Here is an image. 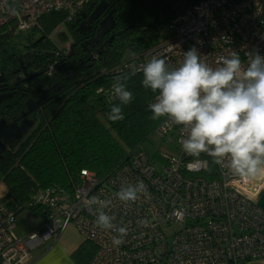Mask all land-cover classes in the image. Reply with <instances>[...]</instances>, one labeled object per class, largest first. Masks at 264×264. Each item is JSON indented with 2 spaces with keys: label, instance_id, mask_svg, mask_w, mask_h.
Instances as JSON below:
<instances>
[{
  "label": "built area",
  "instance_id": "2783aa9c",
  "mask_svg": "<svg viewBox=\"0 0 264 264\" xmlns=\"http://www.w3.org/2000/svg\"><path fill=\"white\" fill-rule=\"evenodd\" d=\"M88 3L0 0V28L13 24L16 31L30 30L40 17L54 12L65 13V23L73 24ZM166 27L168 33L159 43L123 62L112 74L129 72L153 55L177 67L193 46L213 67L233 51L245 63L249 52L264 55V0H201ZM109 99H116L113 91ZM187 131L162 117L153 138L174 152L157 151L155 159L140 148L105 182L82 170L72 191L39 190L32 203L45 217L29 233L16 235V213L0 200V264H27L37 247L54 242L71 225L96 248L89 264H239L264 259V209L257 203L264 178L245 180L230 174L228 158L219 165L204 153L193 158L182 148ZM141 181L149 195L138 193L135 201L127 202L117 197L121 188ZM92 197L109 201L104 211L116 217V228L127 229L121 245L113 243L119 235L115 229L97 226Z\"/></svg>",
  "mask_w": 264,
  "mask_h": 264
},
{
  "label": "trees",
  "instance_id": "16d2710c",
  "mask_svg": "<svg viewBox=\"0 0 264 264\" xmlns=\"http://www.w3.org/2000/svg\"><path fill=\"white\" fill-rule=\"evenodd\" d=\"M102 1L112 13L113 39L91 60V53L78 45L79 36L73 24L65 23L63 12L38 19L33 30L40 36L21 55L11 51L15 26L0 28V76L10 84L17 81L20 65L29 64L38 78L28 83V88L39 91L46 89L48 83L61 86L59 92L49 94L48 102L35 117L37 126L27 139L0 159V183L25 209L43 219L42 209L32 203L36 192L49 187L72 191L82 170L94 172L105 182L129 161L135 150L152 141L162 118H150L148 105L156 93L142 86V73L127 81L134 99L124 106L125 118L117 122L107 118L111 106L119 102L109 99L112 83L125 73L112 74V70L159 43L165 37L160 28L201 0H90L84 10L90 13ZM62 26L69 29L77 42L70 58L64 54L69 48L61 49L53 39L55 34L65 35L60 33ZM53 63L55 69L48 72ZM21 85L27 88L24 83ZM24 99L15 95L1 107V112L5 116H10L8 111L14 117L20 116ZM85 244L74 255L79 264H89L96 253L92 244Z\"/></svg>",
  "mask_w": 264,
  "mask_h": 264
},
{
  "label": "clouds",
  "instance_id": "9594fccd",
  "mask_svg": "<svg viewBox=\"0 0 264 264\" xmlns=\"http://www.w3.org/2000/svg\"><path fill=\"white\" fill-rule=\"evenodd\" d=\"M246 61L233 51L220 57L218 66L213 67L194 46L183 53L177 67H170L163 56L153 55L112 83L119 102L111 106L107 118L112 122L125 118L124 106L134 99L127 81L142 73V86L156 93L155 102L148 105L150 118L168 117L185 126V153L193 158L207 154L214 165L228 158L230 174L245 180L264 178V55L249 52ZM138 193L149 195L142 181L121 188L117 197L135 201ZM90 203L96 205L97 226L115 229L119 235L113 243H124L127 229L116 228V217L104 211L110 202L92 197Z\"/></svg>",
  "mask_w": 264,
  "mask_h": 264
},
{
  "label": "flooded vegetation",
  "instance_id": "af4514ba",
  "mask_svg": "<svg viewBox=\"0 0 264 264\" xmlns=\"http://www.w3.org/2000/svg\"><path fill=\"white\" fill-rule=\"evenodd\" d=\"M101 3L105 7L102 6L103 8L101 9V12L94 20V22L85 24L88 18L91 16V14L94 12V10ZM99 4L96 5L90 13H87V10H83L72 25L73 28L75 29V32L79 36L78 45L82 46L85 52L91 53L89 56V60L93 59L95 55H99L105 44L109 43L113 39V35H111V33L115 27L114 22L112 27L108 31L104 32L103 34H100L98 32L102 23L108 20L109 18H111L110 16L112 14L111 12L110 13L108 12L107 3L102 1ZM90 6L93 7V4ZM76 44L77 42L72 39L69 49L64 52L65 56H67L66 58H70L75 54L73 49ZM17 72H18L16 73L18 75L17 81L10 82V84L6 81V79L3 76H0L3 78L0 81V94L11 95V97L7 98L0 105V125L2 127V129L0 130V140L4 144V149L0 154V159L3 157V155H5L7 151L12 149L16 150L17 148L20 147V145L29 136L30 131L37 126L35 117L41 111L43 106L48 102L49 94L57 93L61 90V86L58 83L57 84L48 83L46 84V89H40L39 91L32 86L28 88L29 86L28 83L30 82L32 83L34 82V80H36V78H38V76L34 78H30L36 73L32 72V69L29 67V64L27 66L21 64L20 68L17 69ZM26 78H30V79L23 81ZM22 83H24V85L27 86V88L25 87L23 88L21 85ZM55 85L59 86L57 90L53 89ZM15 95H18L19 97L21 95V97L25 98L24 110L21 112V115L18 117H14L10 113V111H8L10 116L7 115L8 116L7 117L5 116L6 113L1 112V107L6 103L7 100L13 98ZM38 102H41L40 107L37 105ZM22 125L29 127L25 133H23L18 137L17 129L19 126Z\"/></svg>",
  "mask_w": 264,
  "mask_h": 264
},
{
  "label": "crops",
  "instance_id": "0c3cea01",
  "mask_svg": "<svg viewBox=\"0 0 264 264\" xmlns=\"http://www.w3.org/2000/svg\"><path fill=\"white\" fill-rule=\"evenodd\" d=\"M0 200L6 203L16 213L18 228V218L25 212V207L9 193L3 183H0ZM257 203L264 209V188L257 198ZM38 215L39 221H36L35 226L28 231H24L21 235L29 233L41 226L43 217H41L40 214ZM85 245L83 237L78 230L71 225L64 230L54 242L37 247L32 252L31 259L27 264H79L74 255ZM239 264H264V259L244 261Z\"/></svg>",
  "mask_w": 264,
  "mask_h": 264
},
{
  "label": "rangeland",
  "instance_id": "374dc122",
  "mask_svg": "<svg viewBox=\"0 0 264 264\" xmlns=\"http://www.w3.org/2000/svg\"><path fill=\"white\" fill-rule=\"evenodd\" d=\"M59 30L60 33L63 32L65 35L63 37H59L55 34L53 39L61 49H68L72 41V34L66 26L60 27ZM160 31H162L163 34L168 33V29L166 26L161 27ZM39 36L40 33L33 29L26 31H16L12 41V53L16 55L26 53V51L28 50V46H30L33 41L38 39ZM143 148L149 153L150 156H155V159H157V151H175L174 149H172L171 146H167V144H164V141L158 138H153L151 142H146ZM167 149H169V151ZM36 221H39V215L31 210L25 209V212L22 213L18 218V228L15 230L16 235H21L24 231H28L29 229L33 228L35 226Z\"/></svg>",
  "mask_w": 264,
  "mask_h": 264
},
{
  "label": "water",
  "instance_id": "95a60500",
  "mask_svg": "<svg viewBox=\"0 0 264 264\" xmlns=\"http://www.w3.org/2000/svg\"><path fill=\"white\" fill-rule=\"evenodd\" d=\"M105 7L104 5H102V3L101 4H99V6L94 10V12L91 14V16L88 18V20L86 21V23L85 24H89V23H93L94 22V20L97 18V16L100 14V12H101V9L103 8V7ZM111 17V16H110ZM112 25H113V20L111 19V18H109L108 20H106L105 22H103L102 23V25H101V27H100V29H99V33L100 34H103L104 32H106V31H108L111 27H112ZM81 31V30H80ZM37 76V74H35V75H33V76H31L30 78H34V77H36ZM30 78H26V79H24V81H26V80H28V79H30ZM3 78L2 77H0V81L2 80ZM58 85H55L54 87H53V89L54 90H57L58 89ZM9 97H11V95L10 94H0V105H1V103L3 102V101H5L7 98H9ZM41 102H38L37 103V105L40 107V104ZM37 106V107H38ZM29 125H31V124H29ZM28 127L29 126H19L18 127V129H17V131H18V137L20 136V135H22L23 133H25L26 131H27V129H28ZM2 129V127H1V125H0V130ZM3 149H4V144L1 142V140H0V154L2 153V151H3Z\"/></svg>",
  "mask_w": 264,
  "mask_h": 264
}]
</instances>
